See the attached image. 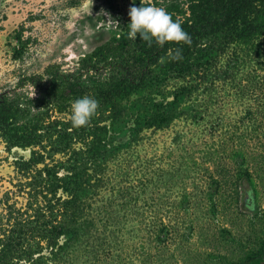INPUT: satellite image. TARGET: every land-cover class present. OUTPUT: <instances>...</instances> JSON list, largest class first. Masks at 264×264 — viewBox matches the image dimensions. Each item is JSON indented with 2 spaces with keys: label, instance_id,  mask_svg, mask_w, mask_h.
<instances>
[{
  "label": "rangeland",
  "instance_id": "374dc122",
  "mask_svg": "<svg viewBox=\"0 0 264 264\" xmlns=\"http://www.w3.org/2000/svg\"><path fill=\"white\" fill-rule=\"evenodd\" d=\"M140 4L172 16L176 5L186 7L185 0H0V93L17 95L23 104L35 101L45 94V69L53 65L86 80L80 59L128 30L129 10ZM257 40L264 43V35ZM243 47L230 46L217 61L228 69L234 51L245 56L232 69L234 77L214 81L207 91L199 84L180 99L181 114L165 128L132 134L135 116L171 100V91L188 79L170 77L163 91L152 83L124 98V114L113 125L118 130L106 135L101 178L84 186L79 234L53 257L42 241L41 252L33 254L38 259L14 264H233L248 256L253 257L248 264H264L254 263L264 255V50L246 56ZM111 73L101 68L95 77ZM36 75H42L38 85L29 79ZM53 99L32 103L31 110L50 107V119L62 129L71 120V105L59 111ZM54 138L34 147L42 163L24 169L20 162L31 148L7 149L0 137V237L18 227L16 222L32 220L38 205L46 210L44 219L60 217L56 208L50 217L46 201L66 193L32 188L30 177L44 165L55 166L59 176L70 173L74 160L81 171L87 150L73 138L70 147L54 152ZM37 244V238L25 240L26 247Z\"/></svg>",
  "mask_w": 264,
  "mask_h": 264
},
{
  "label": "trees",
  "instance_id": "16d2710c",
  "mask_svg": "<svg viewBox=\"0 0 264 264\" xmlns=\"http://www.w3.org/2000/svg\"><path fill=\"white\" fill-rule=\"evenodd\" d=\"M185 3L186 7L179 4L173 7L177 16L172 17L181 22L184 31L191 37L190 45L166 42L159 46L153 42L149 46L146 41H139L138 38H127L128 30L125 29L119 37L110 38L80 59L79 69L86 72V80H80V76L71 73L62 74L59 67L53 65L45 69L49 77L44 91L41 90L45 94L35 101L27 99L23 104L17 95L11 97L0 93V137L6 142L7 149L14 146L31 148L30 156L21 159L20 166L24 169L42 163L43 155L34 147L52 136H55L51 141L54 152L70 147L73 138L85 142L87 150L83 157L87 163L81 164V171L75 166L74 160L73 165L67 167L70 173L59 176L55 166L44 165L30 177L32 188L47 189L53 196L61 189L67 197L59 195L53 203L51 199L46 201L50 217L55 208L59 210L60 217L44 219L46 210L38 205L32 220L28 219L26 224V221L16 222L18 227L15 225L6 238L0 237V264H14L20 258L38 259H33V254L41 252L39 242L42 241L50 248L53 257L68 240L79 234L82 229L79 219L85 208L82 194H87L83 191L84 186L91 187L101 178L99 174L104 170V161L100 158L107 146L106 135L108 131L118 130L113 125L124 114V98L152 83L159 92L163 87L161 84L170 77L188 79L189 84L179 85L174 92L171 91V100L153 104L147 115L135 116L133 120L137 126L132 129V134L137 129L165 128L181 114L177 109L180 99L190 97L201 84H204V90L207 91L214 85V81L234 77L232 69L238 70L245 56L234 51V61L230 68L221 69L217 64L219 56L230 46L244 45L246 56H259L264 50V43L257 40L264 35V0H185ZM176 49L182 52L183 58L180 60L171 58L170 53ZM106 67L111 69V74L103 78L100 75L95 77L101 68ZM29 79L38 85L42 75ZM84 96L95 98L99 107L94 115L97 117L93 116L86 126L79 128L70 127L71 120L63 123L62 129L56 128L59 121L50 119V107L31 110L30 106L54 98V107L65 111L71 102ZM106 121H110L108 126L102 124ZM132 134L130 141L134 138ZM73 152L80 154L78 151ZM89 168L93 170L92 173H89ZM27 237L37 238V248L25 246ZM61 237L63 239L60 242ZM251 260L253 257L248 256L233 264H248Z\"/></svg>",
  "mask_w": 264,
  "mask_h": 264
},
{
  "label": "clouds",
  "instance_id": "9594fccd",
  "mask_svg": "<svg viewBox=\"0 0 264 264\" xmlns=\"http://www.w3.org/2000/svg\"><path fill=\"white\" fill-rule=\"evenodd\" d=\"M134 3V0H133ZM130 22L127 25V38L135 40L137 34L148 43L155 42L163 46L166 42H183L191 44V37L184 31L181 22L174 20L172 15L164 8L155 5L140 4L132 6L129 10ZM173 60L182 59V52L176 49L170 53ZM99 103L95 98L84 96L71 104V123L73 128L86 126L95 115Z\"/></svg>",
  "mask_w": 264,
  "mask_h": 264
},
{
  "label": "flooded vegetation",
  "instance_id": "af4514ba",
  "mask_svg": "<svg viewBox=\"0 0 264 264\" xmlns=\"http://www.w3.org/2000/svg\"><path fill=\"white\" fill-rule=\"evenodd\" d=\"M261 260L264 261V255L256 257V259H254V263L260 262Z\"/></svg>",
  "mask_w": 264,
  "mask_h": 264
}]
</instances>
